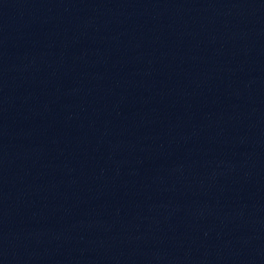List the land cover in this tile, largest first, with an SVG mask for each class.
<instances>
[{"label":"water","instance_id":"water-1","mask_svg":"<svg viewBox=\"0 0 264 264\" xmlns=\"http://www.w3.org/2000/svg\"><path fill=\"white\" fill-rule=\"evenodd\" d=\"M0 264H264V0H0Z\"/></svg>","mask_w":264,"mask_h":264}]
</instances>
